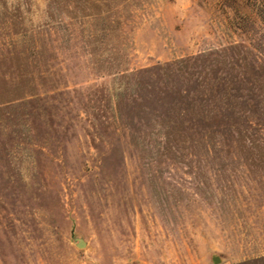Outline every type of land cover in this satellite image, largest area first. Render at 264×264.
I'll return each instance as SVG.
<instances>
[{
    "label": "rangeland",
    "instance_id": "rangeland-1",
    "mask_svg": "<svg viewBox=\"0 0 264 264\" xmlns=\"http://www.w3.org/2000/svg\"><path fill=\"white\" fill-rule=\"evenodd\" d=\"M213 254L264 264V0H0V264Z\"/></svg>",
    "mask_w": 264,
    "mask_h": 264
},
{
    "label": "water",
    "instance_id": "water-1",
    "mask_svg": "<svg viewBox=\"0 0 264 264\" xmlns=\"http://www.w3.org/2000/svg\"><path fill=\"white\" fill-rule=\"evenodd\" d=\"M74 240H75V244H76L79 248H83V247L86 246V242H85V240H84L83 237H76ZM212 261H213V263L218 264V263H220L222 260L220 259V257H219L218 255L213 254V256H212Z\"/></svg>",
    "mask_w": 264,
    "mask_h": 264
}]
</instances>
